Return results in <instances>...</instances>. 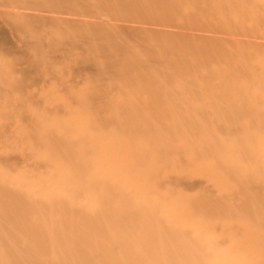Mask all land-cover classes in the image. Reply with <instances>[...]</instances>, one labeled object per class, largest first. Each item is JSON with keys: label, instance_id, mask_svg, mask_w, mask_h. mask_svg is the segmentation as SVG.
Instances as JSON below:
<instances>
[{"label": "rangeland", "instance_id": "obj_1", "mask_svg": "<svg viewBox=\"0 0 264 264\" xmlns=\"http://www.w3.org/2000/svg\"><path fill=\"white\" fill-rule=\"evenodd\" d=\"M0 264H264V0H0Z\"/></svg>", "mask_w": 264, "mask_h": 264}]
</instances>
